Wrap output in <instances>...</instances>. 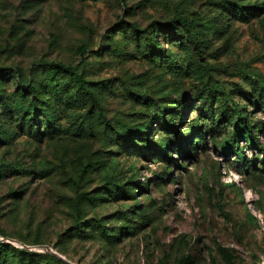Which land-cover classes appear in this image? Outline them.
Listing matches in <instances>:
<instances>
[{"label":"rangeland","instance_id":"1","mask_svg":"<svg viewBox=\"0 0 264 264\" xmlns=\"http://www.w3.org/2000/svg\"><path fill=\"white\" fill-rule=\"evenodd\" d=\"M0 237V264H264V0H0Z\"/></svg>","mask_w":264,"mask_h":264},{"label":"trees","instance_id":"2","mask_svg":"<svg viewBox=\"0 0 264 264\" xmlns=\"http://www.w3.org/2000/svg\"><path fill=\"white\" fill-rule=\"evenodd\" d=\"M238 10L236 11V9L234 8V12L233 15L237 14V13H240L242 12V10H240V7L237 6L236 7ZM243 8V7H242ZM236 11V12H235ZM177 23H180V24H183L185 27L187 26L188 24V21L187 19L185 18H181L179 17L177 19V22L176 21H173L172 23L168 24L167 26H161V28L157 27V28H154L152 29L149 33H143L141 32L140 28L137 27V26H132L131 27V34L132 36H134L137 41H141L139 40L140 38H142L143 36H147L149 38L148 43L150 44V46L152 48H157L159 49L158 47H160L161 43L159 41V33L162 32L163 35H166L167 39L170 38V41L171 39H180L181 38V34L177 31V28H175V25ZM79 50L85 54L86 53V49L85 47H80ZM57 70H60L61 72L63 73H67V74H73L75 69L73 67H64V66H58L57 67ZM26 92H34L35 89L32 88L31 86H28L27 88H25ZM89 95L91 97H93V95L91 93H89ZM235 115L237 117L235 123H234V127H238V126H241L242 129H244L245 131H247L249 134L253 135V127L249 125L247 119H246V115L245 113L238 107L235 108ZM142 130H140V133L138 135H141ZM198 133V130L197 129H194L192 130V132H190L189 134H187V137H193L195 134ZM185 137H183L184 139ZM186 141V140H185ZM198 144V141L196 142H193V146H197ZM177 145V144H176ZM170 146H174V144H171ZM177 147V146H176ZM168 151V148H164L162 150H159L157 151L156 153H163V151ZM177 150L178 151H182L183 150V147H177ZM223 255H224V258H225V261L228 263V264H232V259L230 257V255L226 252V251H223Z\"/></svg>","mask_w":264,"mask_h":264},{"label":"water","instance_id":"3","mask_svg":"<svg viewBox=\"0 0 264 264\" xmlns=\"http://www.w3.org/2000/svg\"><path fill=\"white\" fill-rule=\"evenodd\" d=\"M0 240H1V241H5V239H4V238H1V237H0ZM46 249L49 250V251H51V252H53V251L51 250V248H49V247H46ZM54 254H56L57 256H59L60 258H62L63 260H66L65 258H63L62 256L58 255L57 253H54Z\"/></svg>","mask_w":264,"mask_h":264}]
</instances>
